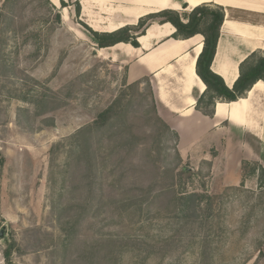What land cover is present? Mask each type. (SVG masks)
Instances as JSON below:
<instances>
[{
  "label": "rangeland",
  "instance_id": "374dc122",
  "mask_svg": "<svg viewBox=\"0 0 264 264\" xmlns=\"http://www.w3.org/2000/svg\"><path fill=\"white\" fill-rule=\"evenodd\" d=\"M12 1L11 11L0 20V130L26 148L14 144L7 175L0 176V230L8 228L7 238L0 242V264H5L2 253L7 244L13 246L11 264H93L98 256L100 261L94 264H202L196 247L188 250L186 246L191 238L202 235L205 224L200 228L187 223L178 225L175 235L168 229L158 234L161 218L148 217L152 225L143 224L140 229L131 221L109 217L117 215L112 213L116 207L112 199L137 197L144 212L154 214L162 212L167 196L192 193L209 199L210 208L199 213L201 219L219 216L220 226L229 229L214 239L219 250L212 264H264V256L258 257L259 249L264 254V184L257 186L250 180L245 187L219 189L204 180L206 169L200 172L192 162L180 161L176 136L170 130L166 133L159 122L149 87L125 85L123 69L102 57L84 27L89 26L78 20L75 0H67V12L45 0ZM36 101L41 102L37 109ZM116 102L123 143L109 157L114 144L104 143L105 150L97 154L99 164L106 166L101 194L107 205L94 204L89 215L81 218L73 246L62 256L58 250L62 236L50 198L53 190L61 194L62 208L71 195L61 189L58 175L55 186L49 179V149ZM40 108L44 115L35 119ZM62 156L59 152L57 171ZM255 168L252 162L246 163L244 173L250 177ZM77 169L66 185L78 188L74 198L80 200L87 190L81 184L84 171ZM160 192L162 198L154 200ZM248 206L253 208L248 211ZM75 212V208L69 211L70 215ZM243 213H248L251 223L249 233L241 237L235 228ZM98 238L106 248L88 260L81 250ZM108 243L114 244L112 253ZM118 245L122 254L117 252Z\"/></svg>",
  "mask_w": 264,
  "mask_h": 264
},
{
  "label": "crops",
  "instance_id": "0c3cea01",
  "mask_svg": "<svg viewBox=\"0 0 264 264\" xmlns=\"http://www.w3.org/2000/svg\"><path fill=\"white\" fill-rule=\"evenodd\" d=\"M5 0H0V5ZM54 9L67 12V0H45ZM67 4L61 8V2ZM71 2V1H70ZM78 20L99 33L134 28L139 21L164 11L183 16L206 6L224 13L210 70L228 89L239 78L240 65L251 55H264V0H75ZM72 3V2H71ZM183 23L186 22L182 18ZM169 23H151L137 37L138 47L118 43L98 49L102 57L123 69L126 86H148L158 119L175 136L180 161H190L208 171L203 177L214 186L239 188L254 180L264 184V82L258 81L235 102L216 101L212 117L195 109L205 85L196 74V61L203 37L174 38ZM108 51V52H107ZM103 58V59H104ZM13 127V126H12ZM14 141V142H13ZM17 144L8 131L0 130V176L7 175L11 149ZM21 161V155L18 154ZM182 162V163H183ZM256 167L247 177L244 164Z\"/></svg>",
  "mask_w": 264,
  "mask_h": 264
},
{
  "label": "trees",
  "instance_id": "16d2710c",
  "mask_svg": "<svg viewBox=\"0 0 264 264\" xmlns=\"http://www.w3.org/2000/svg\"><path fill=\"white\" fill-rule=\"evenodd\" d=\"M12 2V0H5L3 4L0 5V20L11 11ZM61 7L66 8L67 4L62 1ZM74 7L76 15H78L80 8L77 2L74 3ZM182 18L186 20L185 23H183ZM223 18L224 13L221 8L202 6L193 9L190 13L184 14L183 16L173 11H164L139 21L134 28H123L113 33H99L91 30L87 26L84 27L88 31L97 49L110 48L118 43H128L133 47H138L136 42L137 37L143 35L145 29L153 22L160 24L169 23L172 25L176 30L174 35L176 39H189L195 35H201L203 37V48L196 61V74L201 79L206 89L204 94L197 100L195 109L203 115L212 117L213 107L216 101L227 103L235 102L250 91L255 83L258 81L264 82V55L260 54H251L240 65L239 78L232 89H228L224 85L222 79L210 70ZM58 19L59 16L57 15L56 20ZM130 87H132V85ZM40 104L41 102L39 101L34 102L36 109L40 107ZM118 108L119 105L117 102L112 104L106 110L99 113L91 124L79 129L65 142L55 144L49 149V179L50 181L52 180V185L55 186V184H57L56 179L59 176L61 180V189H65L66 192L71 195V198L64 203V207L62 208L60 200L63 197L61 194L55 195L53 190V194L51 193L52 196L50 198L51 208L55 214V219L62 236V240L60 241L61 244L59 243L58 248L62 256H66L69 247L73 246L74 240L77 237L75 231L78 229L81 218L84 219L89 215L94 204L100 207L107 205V201L104 203V197L101 194V181L103 180L106 166L102 163L99 164L98 160H100V156L97 154L105 150L103 148L104 143L108 145L114 144V147H108L109 152L107 153V157H109L112 151L123 143L122 141L124 139L120 137L121 125L119 122L120 117L118 115ZM42 115H44V112L40 108V111H35L33 117L37 119ZM159 122L166 129L167 133L169 129L164 126L160 120ZM59 152L63 156L62 164L59 166V171H57V165L55 164ZM78 167H82L84 171V179L81 184L84 185L87 190L86 195L80 200L74 198V193L78 191V188L74 185L68 187L66 185L67 182L71 180V174L74 170H78ZM262 172L264 175V171ZM166 173L169 172L166 171ZM95 193H98V195H95ZM163 194V192H160V194H156L152 198L154 200H159L162 198ZM166 198L168 200L161 207V209H163L162 212H155L154 214H150L149 210L144 212L142 209L143 202L139 201L137 197L125 196L120 200L112 199V203L116 204L112 213L114 214V212H117V215H111L109 217L111 220L131 221L134 224H138L140 229L145 227L143 224L150 223L148 226L152 225V220L148 217L161 218L162 223L157 229L158 234L161 233L162 230L168 229L172 232V235H175L177 226L187 223L199 224L200 228L205 224L206 227L203 229L204 232H202V235H197L195 239L191 238L186 247L188 250H193L196 247L195 249L198 252L196 256L199 261L202 264H212L215 254H217L219 250L218 246L213 243L214 239L220 235H225L227 231L229 232V229L220 226L222 221L219 216H216V218L212 215H206L205 220H203V217L201 219V214L199 213L204 214L210 208L208 205L209 199L197 193L182 194L180 196L172 194ZM222 204L223 202L220 205ZM203 206L205 207L204 209H202ZM74 208L76 212L70 215L69 211ZM252 208L251 206L247 207L248 211ZM250 223L248 213H243L236 225L235 231L241 237H244L249 233ZM158 237L161 238V236ZM101 240L102 238H98L88 242L85 247L82 248L81 254L85 255L88 260L93 259V256L96 257L101 254L106 248V245H103L102 242L99 243ZM109 242L113 243L114 241L112 240ZM112 243H108L109 245L107 244L110 253L114 251V249H112L114 244ZM120 247V245L117 246V252L122 254V249ZM12 252L13 246L7 244L2 253L5 264H11ZM262 256H264L263 251L259 249L258 257ZM117 259L118 262L121 261L120 258ZM250 259V257H248V259L246 258L244 263ZM97 260L100 261L99 256L94 260V263ZM109 264L113 263L110 262Z\"/></svg>",
  "mask_w": 264,
  "mask_h": 264
},
{
  "label": "water",
  "instance_id": "95a60500",
  "mask_svg": "<svg viewBox=\"0 0 264 264\" xmlns=\"http://www.w3.org/2000/svg\"><path fill=\"white\" fill-rule=\"evenodd\" d=\"M185 171H189V170L185 169ZM7 236H8V228L7 226H3L0 230V242H4Z\"/></svg>",
  "mask_w": 264,
  "mask_h": 264
}]
</instances>
